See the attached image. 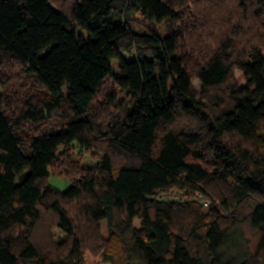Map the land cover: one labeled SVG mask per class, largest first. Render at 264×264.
I'll use <instances>...</instances> for the list:
<instances>
[{
  "label": "trees",
  "instance_id": "obj_1",
  "mask_svg": "<svg viewBox=\"0 0 264 264\" xmlns=\"http://www.w3.org/2000/svg\"><path fill=\"white\" fill-rule=\"evenodd\" d=\"M5 59L39 94L0 93V264H264V0H0Z\"/></svg>",
  "mask_w": 264,
  "mask_h": 264
},
{
  "label": "rangeland",
  "instance_id": "obj_2",
  "mask_svg": "<svg viewBox=\"0 0 264 264\" xmlns=\"http://www.w3.org/2000/svg\"><path fill=\"white\" fill-rule=\"evenodd\" d=\"M135 18V21H132L131 24L132 28L134 30L143 31L146 27L143 19L139 15H136ZM158 29L163 34H167L168 32L165 24L159 25ZM5 60L6 63L3 68L0 67V93H2L6 98L12 101L11 110H14L15 113H18L20 111L19 108H16V106L21 105L25 101V99H28L29 101L31 100L29 97L34 98L33 96L39 94V87L37 88L38 85L35 82V79L28 76L23 71V68L17 65L15 61L8 59ZM113 72L115 74H118L116 70H113ZM234 77L242 87H246V80L243 78L242 72L236 70L234 73ZM193 87L199 91L201 89L200 82L195 79L193 82ZM65 115H70L67 111V106L61 108L60 111L55 115L54 119L49 121L47 125L44 126V129L58 126V124L62 123V117ZM71 148L72 150L70 152V156H60L49 171V186L62 192L67 191L73 184L72 180L68 179L65 175L68 168L89 169L92 167H96L102 157V155H99L97 152L94 153V155H92L91 153H87L85 150L80 148L77 142H74ZM161 196L163 199L166 198L171 200H178L182 197L178 190H172L168 193H163ZM184 201H197V203L201 204L198 198H196V195H191L189 197L187 196L186 198H184ZM203 207L204 209H209L204 205ZM46 220L49 223L50 217L47 216ZM136 224L139 226L138 221L136 222ZM48 226H50V224H48ZM52 233L56 241L65 240L66 236L62 230L53 228Z\"/></svg>",
  "mask_w": 264,
  "mask_h": 264
},
{
  "label": "built area",
  "instance_id": "obj_3",
  "mask_svg": "<svg viewBox=\"0 0 264 264\" xmlns=\"http://www.w3.org/2000/svg\"><path fill=\"white\" fill-rule=\"evenodd\" d=\"M196 198H198L199 202L204 205L205 207L207 208H216V209H221V204L213 199L212 197H210L208 195V193H205V192H201V193H198L196 194ZM224 214H228V213H225L223 212Z\"/></svg>",
  "mask_w": 264,
  "mask_h": 264
}]
</instances>
